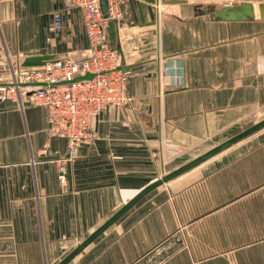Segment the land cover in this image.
Wrapping results in <instances>:
<instances>
[{
    "label": "crops",
    "instance_id": "crops-1",
    "mask_svg": "<svg viewBox=\"0 0 264 264\" xmlns=\"http://www.w3.org/2000/svg\"><path fill=\"white\" fill-rule=\"evenodd\" d=\"M258 4L222 20L236 4L123 0L113 45L130 101L69 159L43 107L0 101V264H57L146 185L264 118ZM0 45L2 67H35L83 56L87 38L70 0H0ZM259 226L264 126L145 193L65 264H253Z\"/></svg>",
    "mask_w": 264,
    "mask_h": 264
},
{
    "label": "built area",
    "instance_id": "built-area-1",
    "mask_svg": "<svg viewBox=\"0 0 264 264\" xmlns=\"http://www.w3.org/2000/svg\"><path fill=\"white\" fill-rule=\"evenodd\" d=\"M70 0L79 9L87 38L83 56L65 55L35 67L11 66L0 60V101L12 100L41 106L46 112L47 132L66 140L68 159L81 144L96 138L91 121L109 106L130 101L125 94V73L118 66V52L110 45L107 28L122 16L123 0ZM264 3V0H257ZM53 25L60 27L59 13H52ZM3 50L0 45V56ZM89 73V78L73 80ZM60 169L58 179L63 181Z\"/></svg>",
    "mask_w": 264,
    "mask_h": 264
},
{
    "label": "water",
    "instance_id": "water-1",
    "mask_svg": "<svg viewBox=\"0 0 264 264\" xmlns=\"http://www.w3.org/2000/svg\"><path fill=\"white\" fill-rule=\"evenodd\" d=\"M100 9L102 12L106 10V4L104 0H99ZM259 12L261 13L264 9L263 3H259L257 5ZM253 17V5L251 2H240L236 5L229 6L224 5L219 8V10L213 12L211 14V18L215 19H222V20H247ZM108 39L110 41V45L114 47L113 40L115 38V28L114 23L109 22L108 28ZM91 75L86 73L83 76H77L73 80H78L81 78H89ZM264 126V118L258 120L257 122L247 126L246 128L238 131L237 133L233 134L226 140L222 141L221 143L213 146L209 150L205 151L204 153L200 154L199 156L193 158L192 160L182 164L181 166L177 167L176 169L172 170L171 172L161 176L160 178L156 179L155 181L151 182L150 184L146 185L140 191H138L132 198H130L126 203H124L110 218H108L101 226H99L92 234H90L85 240L80 242L69 254H67L62 260H60L57 264H65L70 258H72L79 250H81L88 242H90L95 236H97L101 231H103L109 224H111L119 215H121L124 211H126L129 207H131L140 197H142L145 193L153 189L154 187L165 183L169 179L173 178L174 176L178 175L179 173L187 170L188 168L192 167L193 165L199 163L200 161L204 160L205 158L211 156L212 154L220 151L221 149L227 147L228 145L232 144L233 142L241 139L244 136L258 130L259 128Z\"/></svg>",
    "mask_w": 264,
    "mask_h": 264
},
{
    "label": "rangeland",
    "instance_id": "rangeland-1",
    "mask_svg": "<svg viewBox=\"0 0 264 264\" xmlns=\"http://www.w3.org/2000/svg\"><path fill=\"white\" fill-rule=\"evenodd\" d=\"M206 2H211V3H213L214 4V6H219L220 4H223V3H232V4H238V3H240V2H245V1H248V2H251V3H253L254 5H256L257 4V0H205ZM262 114V112L260 113V115ZM259 115V116H260ZM262 115H264V113L262 114ZM259 116H256L255 115V117L253 118V121L252 122H254V121H256L258 118H259ZM249 123H251V121L249 122ZM250 125V124H249ZM246 127V126H245ZM244 128V127H243ZM243 128H240L238 131H240L241 129H243ZM259 130V129H258ZM256 132V131H255ZM237 133V132H236ZM255 179L256 180H258L259 179V176H258V178L255 176ZM259 181H260V179H259ZM259 183H261V181L260 182H256L255 181V183H253V184H259ZM256 195H258V196H260V193H257V194H255V196ZM256 229H262L260 226L258 227V228H256ZM264 229V228H263ZM261 230L260 232L262 233V237H261V240H257V241H254V242H252V245L251 246H254L255 247V249L257 250V251H255V254H256V256L253 258V260H254V262H253V264H264V230ZM256 232V231H255ZM258 254V255H257Z\"/></svg>",
    "mask_w": 264,
    "mask_h": 264
}]
</instances>
